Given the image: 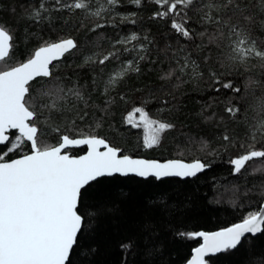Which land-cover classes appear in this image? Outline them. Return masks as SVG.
I'll return each instance as SVG.
<instances>
[{
    "label": "trees",
    "instance_id": "1",
    "mask_svg": "<svg viewBox=\"0 0 264 264\" xmlns=\"http://www.w3.org/2000/svg\"><path fill=\"white\" fill-rule=\"evenodd\" d=\"M41 2L47 11L40 10L39 20L30 19ZM73 2L61 0L62 4ZM240 2L245 14L257 22L249 26L241 21V27L249 28L251 38L264 48V28L258 23L264 20V12L258 0ZM207 3L194 0L186 9V27L194 32V40L188 41L171 28L170 17L154 15L163 8L153 0H142L139 7L120 0L115 8L106 0H90L87 11H58L55 0H0V25L14 35L17 60H26L45 41L72 37L77 44L52 64V77L32 82L33 96L41 87H62L78 90L87 101L85 105L69 93L60 102L65 110L51 114V123L61 131L43 137L45 143L55 145L62 134L94 135L133 156L200 159L209 165L186 179L114 175L92 182L80 206L86 221L72 264H185L201 243L189 234L229 227L264 204V158L248 162L240 173L230 163L253 143L250 135L261 118L256 106L264 97V87L253 84L247 94L238 96L216 82L217 77L224 82L233 80L242 88L248 78L264 82V68L257 58L246 65L227 61L231 54L227 39L217 47L208 44L207 37L201 40L195 35L215 30L202 21L209 11ZM101 5L107 10L100 16L90 14ZM97 24L104 26L97 28ZM133 34L137 39L129 40ZM109 53L117 55L98 63ZM128 61L139 71L129 69L110 84V78L127 68ZM186 62L188 66L181 71ZM170 72L171 76L162 78ZM230 101L241 108L236 117L225 110ZM136 107H143L154 120L174 125L162 134L158 146L145 148L143 130L127 123ZM226 134L230 141L223 139ZM256 137L260 141L259 132ZM261 143L255 147L259 149ZM85 150L73 148L71 152L79 155ZM207 263L264 264V233L246 237L237 248L213 255Z\"/></svg>",
    "mask_w": 264,
    "mask_h": 264
},
{
    "label": "snow or ice",
    "instance_id": "2",
    "mask_svg": "<svg viewBox=\"0 0 264 264\" xmlns=\"http://www.w3.org/2000/svg\"><path fill=\"white\" fill-rule=\"evenodd\" d=\"M129 2L139 7L142 0ZM55 3L60 5L58 11L64 8L87 11L90 7V0H74L70 4L55 0ZM106 3L115 8L120 0H106ZM153 3L163 8L154 14L156 17H170L171 28L176 33L188 41L194 40L193 30L186 27L189 19L186 9L193 6L194 0H153ZM258 6L264 12V0H258ZM205 7L209 11L204 13L202 21L214 25L215 30L208 32L205 29L195 35L201 40L207 37L208 44L217 47L227 39L231 49L227 61L246 65L250 59L257 58L260 67L264 68V48L258 47L257 40L251 38L249 28L241 27V21L249 26L257 22L251 14H245L246 9L241 7L240 0H222V3L208 0ZM40 10L47 11L43 2L29 18L39 20ZM105 10L101 5L99 10L90 14L100 16L101 11ZM258 23L264 28V20ZM103 26L96 25L97 28ZM136 39L135 34L129 38ZM13 40L14 35L10 29L0 25V264H72L71 257L86 221L80 208L84 192L99 178L117 174L154 177L157 180L166 177L187 178L195 177L209 167L200 159L190 162L168 159L161 162L132 158L122 155L121 149L110 146L104 138L94 135L72 138L62 134L56 138L55 145L45 143L43 137L61 131L59 125L51 123L53 112L65 110L60 102L66 101L69 93L84 101L85 105L87 101L78 90L65 91L62 87H41L38 95L33 96L32 82L37 78L52 77L50 65L53 61L75 49L77 44L72 38L60 39L58 42L45 41L26 60L20 61L15 58ZM116 55L109 53L99 59L98 63L104 64ZM187 66L186 62L181 71ZM129 69L139 71L138 67L132 68V61H128L127 68L117 72L109 83L123 78ZM171 75L170 72L162 78ZM213 76L216 74L213 73ZM216 82L238 96L247 94L253 84L264 87V82L253 81L251 78H248L243 88L233 80L224 82L217 77ZM216 90L220 91V88ZM225 110L236 117L241 108L230 101ZM256 110L261 118L257 120L255 130L250 135L253 143L248 145L245 153L230 160L235 173H240L248 162L264 158V143H261L264 141V97L260 98ZM45 112L49 115L45 116ZM80 118L83 119V116ZM127 123L133 127H144V147L148 149L158 146L162 134L174 127L170 123L151 119L143 107L134 108L127 116ZM257 132L260 133V141H257ZM223 139L230 141L231 138L226 134ZM256 143H261L259 149L255 147ZM79 146H87L85 155L74 157L66 151ZM101 147L104 151L100 150ZM13 154L16 158H11ZM260 233H264V206L247 214L241 222L220 231L189 234L191 237L202 238L203 243L194 249L188 264H207L205 257L209 254L235 249L246 234L255 236Z\"/></svg>",
    "mask_w": 264,
    "mask_h": 264
},
{
    "label": "water",
    "instance_id": "3",
    "mask_svg": "<svg viewBox=\"0 0 264 264\" xmlns=\"http://www.w3.org/2000/svg\"><path fill=\"white\" fill-rule=\"evenodd\" d=\"M68 38H72V37H68ZM65 39H67V38H65ZM72 39H74V38H72ZM59 40H57V41H55V42H58ZM74 41H75V39H74ZM76 42V41H75ZM63 58V57H62ZM62 58H60V59H62ZM60 59H58V60H60ZM58 60H56V61H58ZM55 61H53V63H54ZM50 68H51V65H50ZM13 131V130H12ZM97 137H100V138H103V137H101V136H97ZM72 138H82V137H72ZM105 139V138H104ZM108 143H109V145L110 146H112V147H115V146H113L107 139H105ZM83 147H85L86 148V150L83 152V153H81V154H79V155H72L71 154V152L70 151H67V150H69V149H73V148H83ZM116 148H118V147H116ZM69 149H67L66 151L71 155V156H74V157H79V156H82V155H85L86 154V152H87V146H79V147H71V148H69ZM120 149V148H119ZM101 151H104V149H103V147H101V149H100ZM121 154L122 155H128V156H130V157H132V158H143V159H150V160H159V161H161V162H163V161H165V160H168V159H178V158H167V159H158V158H148V157H144V156H133V155H130V154H126V153H123L122 151H121ZM16 158V157H15ZM186 161V160H185ZM202 161V160H201ZM186 162H190V161H186ZM204 162V161H203ZM206 169V168H205ZM203 172V171H202ZM201 172V173H202ZM200 173H198L197 175H199ZM117 175H119V174H117ZM121 176V175H120ZM128 176H135V175H128ZM138 177V176H137ZM140 178H143V177H140ZM148 178H150V177H148ZM166 178H172V177H166ZM174 178V177H173ZM175 178H180V177H175ZM187 178H190V177H187ZM100 179V178H99ZM145 179H147V178H145ZM163 179H165V178H163ZM181 179H186V178H181ZM262 206H264V204L262 205ZM239 223V222H238ZM232 226V225H231ZM230 227V226H229ZM227 228V227H226ZM222 229H225V228H222ZM222 229H219V230H214V231H210V232H207V233H212V232H217V231H220V230H222ZM256 235H258V234H256ZM255 235V236H256ZM248 236H253V235H251V234H246V236L243 238V239H245L246 237H248ZM198 238H200V237H198ZM201 239V243L200 244H202L203 243V240H202V238H200ZM242 239V240H243ZM242 242V241H241ZM199 244V245H200ZM198 245V246H199ZM197 246V247H198ZM239 246V245H238ZM237 246V247H238ZM220 253H222V252H220ZM193 254H194V250H193ZM193 254H192V256H193ZM216 254H219V253H216ZM216 254H209L208 256H206L205 257V259H206V261H207V259L209 258V257H211V256H213V255H216ZM192 256L190 257V259L192 258ZM190 259L185 263V264H188V262L190 261ZM208 264V263H207Z\"/></svg>",
    "mask_w": 264,
    "mask_h": 264
},
{
    "label": "rangeland",
    "instance_id": "4",
    "mask_svg": "<svg viewBox=\"0 0 264 264\" xmlns=\"http://www.w3.org/2000/svg\"><path fill=\"white\" fill-rule=\"evenodd\" d=\"M136 119L138 120L139 119V114H137L136 115ZM152 119V118H151ZM127 121V120H126ZM131 125V124H130ZM139 128H141L142 130H143V142H144V136H145V129H144V127L143 126H141V127H139Z\"/></svg>",
    "mask_w": 264,
    "mask_h": 264
}]
</instances>
